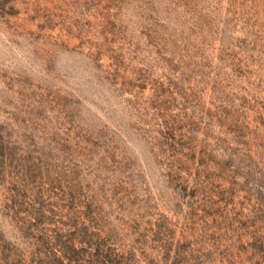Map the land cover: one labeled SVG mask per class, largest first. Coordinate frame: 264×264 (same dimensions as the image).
I'll use <instances>...</instances> for the list:
<instances>
[{
    "label": "rangeland",
    "instance_id": "rangeland-1",
    "mask_svg": "<svg viewBox=\"0 0 264 264\" xmlns=\"http://www.w3.org/2000/svg\"><path fill=\"white\" fill-rule=\"evenodd\" d=\"M0 264H264V0H0Z\"/></svg>",
    "mask_w": 264,
    "mask_h": 264
}]
</instances>
